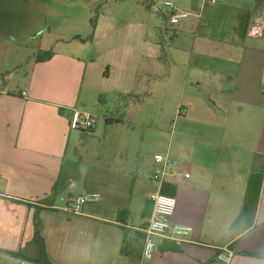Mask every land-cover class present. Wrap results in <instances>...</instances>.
Here are the masks:
<instances>
[{"label": "crops", "instance_id": "obj_1", "mask_svg": "<svg viewBox=\"0 0 264 264\" xmlns=\"http://www.w3.org/2000/svg\"><path fill=\"white\" fill-rule=\"evenodd\" d=\"M49 1L0 0V35L10 50L24 45L53 51L49 59H34L22 88L0 83V259L32 264L1 250L41 259L33 214L57 182L53 205L40 211L45 264H225L217 259L225 250L234 252L228 264H264V257L253 255H264V27L253 33L264 22V0H167L189 16L172 24V36L164 29L162 40H151L149 28L134 23V45L103 75L115 78L109 89L96 87L95 57L80 54L78 47L76 54L53 50L55 44H84L75 36L90 35L74 28L73 14L56 16L70 21L73 31L54 29ZM145 4L152 8V0L150 7ZM112 30L99 17L94 41L110 42ZM168 65V75L161 74L160 68ZM175 65L186 66L185 77L191 79L172 75ZM152 78L159 87L151 86ZM172 86L182 95L203 98L201 106L180 108L178 118L208 133L191 134L194 158L179 170L173 169L170 147L165 156L157 154L172 162L175 173H167L162 182L148 180L137 165L127 166L134 162L120 143L136 127L126 123L125 112L106 114L100 137L98 126L94 131L69 127L74 108L101 103L105 92L119 94L122 107L146 90L170 93ZM226 136L231 141L224 142L225 155L214 153ZM100 138L108 139L102 146L94 144ZM199 141L206 143L205 152ZM103 153L112 163L104 161ZM156 161L155 169L162 165ZM163 184L175 187L172 221L192 231L182 240L157 238L153 258L141 255L132 263L121 254L124 236L143 251L144 240L136 241V235H145L154 214L149 195ZM92 193L98 194L96 200L73 209L70 199Z\"/></svg>", "mask_w": 264, "mask_h": 264}, {"label": "rangeland", "instance_id": "obj_2", "mask_svg": "<svg viewBox=\"0 0 264 264\" xmlns=\"http://www.w3.org/2000/svg\"><path fill=\"white\" fill-rule=\"evenodd\" d=\"M149 1L151 0H50L47 4L52 14H54L52 18L54 29L59 27V29L63 28L64 30L69 29L73 31V24L70 21H65V19L62 21V19L57 18V14H73L75 20L78 22L74 25V28H79L90 36L93 32L91 17L94 15H98V18L101 17L104 24L108 27L111 26V29H113L112 40L110 42L104 43V41H108L104 40L103 42L96 43L93 35L92 40L84 44H55L53 50L76 54L78 53L77 47L82 48L80 54L91 55L96 59V87L99 89L102 87L109 89L112 86L113 88L115 78L109 80L103 75H106L111 70L110 64L122 58V55L119 54H122V52L124 54L130 45H134L135 36L133 35H135L136 28V24L134 23L143 24L144 30L149 28L151 40L152 37L162 40L164 29L167 32V36L174 34V30L171 28L173 25L170 22V8L164 5V2L167 0H154V3L152 0L151 9L147 8L145 4L147 3L148 7H150ZM193 1L196 2L197 0H188L190 3ZM172 3L174 4V2ZM0 28L4 29L2 26ZM57 31L55 32L54 30L52 37L55 43L57 41ZM6 42L5 36L0 35V83L2 87L11 85L12 89L22 88L25 74L32 69L34 59L44 56L45 51L39 52L33 50L31 46L27 47L24 45L16 50H10ZM167 42L172 45L175 41L169 37V39L167 38ZM177 56L184 57L183 60L188 61L189 59L188 56L179 52H177ZM171 68L173 70L172 75L181 77L182 81L184 79H191V77H185L186 66L175 65ZM169 71V65L166 66V70L160 68V73L163 75H168ZM5 80L8 81L5 82ZM102 81H104L103 84ZM150 84L155 87H159L160 85L153 78ZM86 89H84V93ZM170 91V93H164L162 90L158 89L157 91L155 89L153 94H148V90H146L138 100L131 101L128 98L127 104L122 107L119 106L121 101L119 94L113 91L105 92L103 93L101 103H98L96 100L81 108L96 113L99 116L96 133L98 137L102 135V132L104 133L102 130L106 114L113 113L117 115L125 112L126 123H131L136 129L134 132H128L127 136L121 139V148L119 149L122 152H126L134 162V164H128L127 166L133 167L137 165L140 173L148 180L152 177L157 165L156 155L158 153L165 156L168 147H170L169 157H171L170 159L173 162V169L179 170L185 164H190L193 161L194 153L190 149V144L192 145L195 139L191 138V134L206 136L208 133L201 127H193L188 119L178 118L180 108L188 107L190 103L201 106L203 98L184 92L182 95L177 89L175 90L174 86L171 87ZM165 94L166 97H164ZM108 133L110 134V132ZM221 135L222 133L219 132L218 139L221 138ZM107 139H95L94 144L102 146ZM218 141L219 144L214 146V153L218 151L220 155H225L227 148L224 142L228 143L231 139L226 136ZM200 145L202 146L201 149L205 152L206 143L202 142ZM235 145H237V141H235ZM238 155L245 154L239 153ZM102 157H105L104 161L112 163L111 159H108L104 153ZM120 163V161L118 163L114 162V164L118 165ZM0 264H8V262L0 259Z\"/></svg>", "mask_w": 264, "mask_h": 264}, {"label": "built area", "instance_id": "obj_3", "mask_svg": "<svg viewBox=\"0 0 264 264\" xmlns=\"http://www.w3.org/2000/svg\"><path fill=\"white\" fill-rule=\"evenodd\" d=\"M213 2H221L223 0H211ZM164 5L170 8V22L171 24H177L182 19L189 16V13L178 10L172 2H164ZM263 21H264V9H263ZM264 27V22L261 27L253 32L254 34H260V30ZM99 122V116L96 113H92L86 110H80L74 108L71 112L69 120V127L72 130L78 131H94L97 128ZM157 160L162 162V165L155 169L152 178L157 182H162L165 175L172 172V162L165 159L163 155H157ZM186 178L190 176L189 173L184 174ZM98 198V194L92 193L85 196L78 197L76 199H70L73 205V209L77 210L81 204L87 201H93ZM149 198L154 204V214L151 220L148 222L145 231L144 246L142 256L146 260H151L157 251V238H168L172 240H182L192 231V227L187 225L175 224L172 218L175 214L177 207V199L169 194L162 193L160 190L150 193ZM234 257L232 250H225L217 253V259L225 264L231 262Z\"/></svg>", "mask_w": 264, "mask_h": 264}, {"label": "trees", "instance_id": "obj_4", "mask_svg": "<svg viewBox=\"0 0 264 264\" xmlns=\"http://www.w3.org/2000/svg\"><path fill=\"white\" fill-rule=\"evenodd\" d=\"M97 20H98V15H94L91 17V24L93 27V32H92L91 36H89L87 38H81L80 36H75L74 39H79L83 42L92 40L95 29H96ZM44 53H45L44 56H39L37 58L38 61L43 60V59H49L53 55L52 50H47ZM57 189H58V184L56 182L54 184V186L52 187V190H51V193L49 194V196L40 200V202H38L40 205H35V210H34V214H33L34 235H35L36 242L40 246L41 259H35L31 256L25 255L21 251L1 250L2 252L9 254V255H12L14 257L21 258L23 260H26V261L32 263V264H45L46 263L45 260H42L43 258H46V247H45L44 239L41 235L42 221L40 218V211H41V209H43V207H44L43 205H48V206L53 205L54 199L58 193ZM174 189H175V187L171 184H163V186L161 188V192L165 193V194L173 195ZM144 239H145V235H143L141 233H138L136 235V241H143ZM137 246H138V244L133 245L132 240H130L128 238L127 234H125L124 239H123V245L121 248V254L123 256L127 257L130 262L134 263L135 261H138L139 259H141V255H142V251H141V253H139V247H137ZM133 253H135V257L133 256ZM253 255H257L259 257H264V255H260V254L259 255L253 254Z\"/></svg>", "mask_w": 264, "mask_h": 264}]
</instances>
